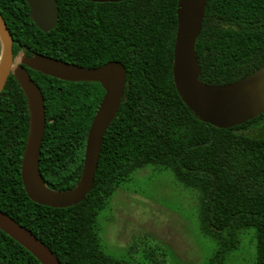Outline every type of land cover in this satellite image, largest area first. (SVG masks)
Masks as SVG:
<instances>
[{
  "label": "trees",
  "instance_id": "1",
  "mask_svg": "<svg viewBox=\"0 0 264 264\" xmlns=\"http://www.w3.org/2000/svg\"><path fill=\"white\" fill-rule=\"evenodd\" d=\"M53 30L39 31L24 0H0L14 39L49 58L95 68L121 63L126 86L101 146L91 192L72 208L39 206L20 177L28 136L25 97L10 76L0 93V211L30 231L61 264H131L105 255L97 217L122 184L147 166L170 171L198 200L201 234L215 243L208 264H226L248 229L256 264H264V113L227 130L195 120L172 80L177 0L93 4L55 0ZM200 81L226 85L264 67V0H207L196 41ZM44 100L39 171L46 187L72 189L80 179L89 126L103 96L93 83H68L29 70ZM0 264H39L0 231Z\"/></svg>",
  "mask_w": 264,
  "mask_h": 264
},
{
  "label": "water",
  "instance_id": "2",
  "mask_svg": "<svg viewBox=\"0 0 264 264\" xmlns=\"http://www.w3.org/2000/svg\"><path fill=\"white\" fill-rule=\"evenodd\" d=\"M91 3H120L127 0H83ZM30 19L47 33L58 19L54 0H26ZM207 0H177V28L173 46L172 80L178 97L190 115L213 128L227 130L250 122L264 113V67L248 77L226 85L200 81L196 41L201 31ZM27 69L68 83H98L105 92L89 126L83 167L77 184L65 192L46 187L39 171L45 131L44 100ZM12 76L22 91L28 109L29 130L20 177L29 200L52 209L72 208L91 192L104 136L120 108L126 85V71L117 62L88 69L40 54L20 57L12 54V39L0 14V93ZM0 231L19 244L39 264H61L30 231L0 211Z\"/></svg>",
  "mask_w": 264,
  "mask_h": 264
},
{
  "label": "rangeland",
  "instance_id": "3",
  "mask_svg": "<svg viewBox=\"0 0 264 264\" xmlns=\"http://www.w3.org/2000/svg\"><path fill=\"white\" fill-rule=\"evenodd\" d=\"M102 252L131 264H208L216 246L198 223V200L167 170L147 166L113 193L97 217ZM255 230L226 264H256Z\"/></svg>",
  "mask_w": 264,
  "mask_h": 264
},
{
  "label": "flooded vegetation",
  "instance_id": "4",
  "mask_svg": "<svg viewBox=\"0 0 264 264\" xmlns=\"http://www.w3.org/2000/svg\"><path fill=\"white\" fill-rule=\"evenodd\" d=\"M25 1V5H26V7H27V10H28V17H29V19H30V16H29V14H30V10H29V6H28V4H27V2H26V0H24ZM55 1V0H54ZM79 1H83V0H79ZM128 1V0H127ZM85 2H87V1H85ZM125 2V1H124ZM56 3V2H55ZM91 3V2H90ZM121 3V2H120ZM93 4H98V3H93ZM105 4H117V3H105ZM56 6H57V4H56ZM57 10H58V8H57ZM0 14H1V17H2V19H3V21L5 22V25H6V27H7V23H6V21H5V19L3 18V16H2V13L0 12ZM58 18H59V11H58ZM177 20V19H176ZM30 21L33 23V21L30 19ZM57 21H58V19H57ZM34 24V23H33ZM56 24H57V22H56ZM34 26H35V24H34ZM56 26V25H55ZM36 27V26H35ZM37 28V27H36ZM55 28V27H54ZM53 28V29H54ZM7 29H8V27H7ZM38 29V28H37ZM52 29V30H53ZM39 30V29H38ZM8 31H9V29H8ZM40 31V30H39ZM42 32V31H41ZM50 32V31H49ZM43 33V32H42ZM48 33V32H47ZM9 34H10V37H11V39H12V54H13V58H14V60L16 61L18 58H20V57H26V58H29V57H31L33 54H37V53H31V55L30 56H27L26 55V53H25V49H21V50H19L16 54H14V39H13V37H12V34H11V32L9 31ZM46 34V33H45ZM53 59V58H52ZM111 62H116V61H111ZM107 63H109V62H107ZM107 63H105V64H107ZM117 63H119V62H117ZM73 64V63H72ZM105 64H103V65H105ZM119 64H121V63H119ZM75 65V64H74ZM103 65H101V66H103ZM122 65V64H121ZM77 66V65H76ZM101 66H99V67H101ZM123 66V65H122ZM78 67H81V66H78ZM124 67V66H123ZM81 68H87V67H81ZM95 68H98V67H95ZM88 69H94V68H88ZM125 69V68H124ZM29 71V69H27V72ZM126 71V70H125ZM30 76V75H29ZM126 76H127V74H126ZM79 84V83H78ZM93 84H98V83H93ZM99 85V84H98ZM38 86V85H37ZM100 86V85H99ZM126 86V85H125ZM101 87V86H100ZM101 89H102V87H101ZM125 89V88H124ZM103 90V89H102ZM103 92H104V90H103ZM104 95H105V92L103 93V96H102V99H103V97H104ZM123 96H124V94H123ZM102 99H101V101H102ZM123 100V99H122ZM122 103V102H121ZM100 104V103H99ZM99 106V105H98ZM29 130V129H28ZM27 140V139H26ZM25 147V146H24ZM23 155V154H22ZM22 160V159H21ZM21 168V167H20ZM9 217V216H8Z\"/></svg>",
  "mask_w": 264,
  "mask_h": 264
}]
</instances>
